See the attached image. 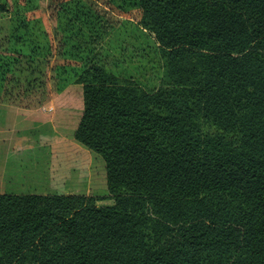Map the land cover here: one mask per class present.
Listing matches in <instances>:
<instances>
[{
	"label": "trees",
	"instance_id": "trees-1",
	"mask_svg": "<svg viewBox=\"0 0 264 264\" xmlns=\"http://www.w3.org/2000/svg\"><path fill=\"white\" fill-rule=\"evenodd\" d=\"M123 2L156 40L154 90L59 39L82 87L74 137L103 157L112 203L0 192V264H264V0Z\"/></svg>",
	"mask_w": 264,
	"mask_h": 264
},
{
	"label": "rangeland",
	"instance_id": "rangeland-1",
	"mask_svg": "<svg viewBox=\"0 0 264 264\" xmlns=\"http://www.w3.org/2000/svg\"><path fill=\"white\" fill-rule=\"evenodd\" d=\"M69 1L99 21L96 36L62 9ZM0 3L6 8L0 11V159L19 168L13 192L98 195L99 204L112 203L103 157L74 137L82 87L59 70L75 62L60 57L59 39L152 91L161 84L163 62L156 40L139 24L140 10L123 0Z\"/></svg>",
	"mask_w": 264,
	"mask_h": 264
},
{
	"label": "crops",
	"instance_id": "crops-1",
	"mask_svg": "<svg viewBox=\"0 0 264 264\" xmlns=\"http://www.w3.org/2000/svg\"><path fill=\"white\" fill-rule=\"evenodd\" d=\"M17 165H10V163L0 159V192L13 191L14 186L11 183L18 177L19 168ZM10 184H7V183Z\"/></svg>",
	"mask_w": 264,
	"mask_h": 264
}]
</instances>
